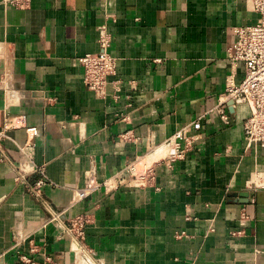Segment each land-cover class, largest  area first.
<instances>
[{
	"label": "crops",
	"instance_id": "obj_1",
	"mask_svg": "<svg viewBox=\"0 0 264 264\" xmlns=\"http://www.w3.org/2000/svg\"><path fill=\"white\" fill-rule=\"evenodd\" d=\"M257 20L247 0H0V130L14 124L0 162V264H264V146L245 140L247 105L222 106L230 124L218 110L245 77L229 61L234 29ZM104 29L118 100L89 91L79 63ZM198 119L194 149L145 187L75 200L90 171L114 177ZM39 181L42 201L30 193ZM78 216L90 219L92 262L64 234Z\"/></svg>",
	"mask_w": 264,
	"mask_h": 264
},
{
	"label": "built area",
	"instance_id": "obj_2",
	"mask_svg": "<svg viewBox=\"0 0 264 264\" xmlns=\"http://www.w3.org/2000/svg\"><path fill=\"white\" fill-rule=\"evenodd\" d=\"M250 9L257 15V23L253 26H242L234 29L236 41L229 51V61L234 67L239 65L245 69V77L241 83H231L218 107L221 119L225 124H230V118L222 109L227 102L245 104L250 109V117L244 125L246 142L251 145L264 146V0H247ZM100 50L89 53L79 58V63L84 69V84L89 91L101 99L112 97L119 99L121 81L116 79L118 59L110 51L111 37L104 29L98 38ZM8 122L0 130V162L5 157L3 143L9 138L8 129L13 126ZM29 137L38 135L36 127H27L25 121L21 123ZM202 128L201 119L185 125L162 145L149 149L142 157L128 163L114 177L105 180L97 179L95 173L90 171L87 175L85 186L75 190V200L80 202L94 193L100 191H114L121 187H145L154 179L157 167L165 165L171 168L176 162L186 159L188 153L194 149L196 134ZM16 182L25 181V176L19 174ZM39 181L31 187L30 193L37 201H42V186ZM49 220L60 221V213L51 206ZM90 219L87 216H78L64 226V234L69 237L73 249L78 256L91 259V253L85 247V229ZM185 236L182 233L178 237ZM25 264H37L32 259L21 256ZM92 262V261H91Z\"/></svg>",
	"mask_w": 264,
	"mask_h": 264
}]
</instances>
